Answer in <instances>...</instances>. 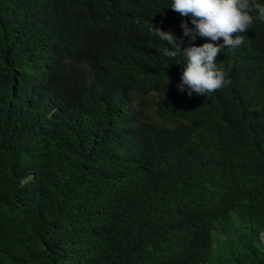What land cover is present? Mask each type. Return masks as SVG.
Wrapping results in <instances>:
<instances>
[{"label":"trees","instance_id":"1","mask_svg":"<svg viewBox=\"0 0 264 264\" xmlns=\"http://www.w3.org/2000/svg\"><path fill=\"white\" fill-rule=\"evenodd\" d=\"M169 2L0 0V264H264V23L189 96Z\"/></svg>","mask_w":264,"mask_h":264},{"label":"clouds","instance_id":"2","mask_svg":"<svg viewBox=\"0 0 264 264\" xmlns=\"http://www.w3.org/2000/svg\"><path fill=\"white\" fill-rule=\"evenodd\" d=\"M167 7L189 17L191 27L186 22L181 23L183 35L189 41L207 38L202 44L192 43L181 48L182 40L172 31L153 28L151 24L152 36L164 45L160 53L167 60L183 57L180 63L185 66L178 90L189 96H205L229 85L231 80L218 63L217 55L225 49L234 51L242 46L243 34L254 21L264 23V0H170Z\"/></svg>","mask_w":264,"mask_h":264},{"label":"water","instance_id":"3","mask_svg":"<svg viewBox=\"0 0 264 264\" xmlns=\"http://www.w3.org/2000/svg\"><path fill=\"white\" fill-rule=\"evenodd\" d=\"M262 239H263V241H264V235H262Z\"/></svg>","mask_w":264,"mask_h":264}]
</instances>
